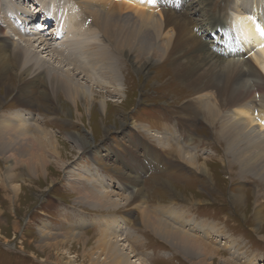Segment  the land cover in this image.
I'll return each instance as SVG.
<instances>
[{
	"label": "rangeland",
	"instance_id": "374dc122",
	"mask_svg": "<svg viewBox=\"0 0 264 264\" xmlns=\"http://www.w3.org/2000/svg\"><path fill=\"white\" fill-rule=\"evenodd\" d=\"M232 1L208 0L207 5L198 1L193 18L205 23L203 9L207 8V15L215 18ZM29 2L27 5L34 4ZM154 2L157 11H162L164 5ZM11 6L10 0L3 1L5 12ZM33 10L29 6V13ZM49 28L38 32L44 30L46 35L53 31ZM203 31V39L223 46L220 33ZM237 49L235 53L245 62L240 47ZM121 59L120 78L125 84L122 83V93L112 95L94 85L93 100L87 106L84 99L75 105L61 92L54 94L44 86L42 78L34 81L21 76L19 80L15 74L22 69L20 64L10 62L5 65L9 70L2 71L4 75L0 73V115L13 118L16 111L29 114L56 140L55 149L43 154L46 163L40 173H30L18 165L11 184L6 180V161L0 153V264H111L107 247H116V239L129 245L144 264H223L224 260L232 264H264V182L251 174L239 176L237 164L228 163L222 144L214 140V131L192 101L194 89L174 76L169 61L156 63L139 74L125 58ZM19 91H27L29 105L20 107ZM101 104L106 106L105 112ZM135 123L156 129L158 134L163 133L159 127L168 124L172 127L168 133L181 143L157 146L145 131L132 128ZM39 137L37 131L31 132L28 144L34 145ZM71 138H78L84 149L76 148ZM182 145L197 156L199 165L208 166V175L178 160L176 152ZM72 170L81 173L82 178L91 177L85 184L93 177H102L98 187L114 192L115 198H124L125 190L129 194L138 188L142 199H133L117 209L89 206L64 182V173ZM108 184L111 186L104 188ZM233 195L242 196L236 205ZM183 198H191L192 204L201 203L190 205ZM257 209L261 212L255 215ZM143 211L151 216L157 213L156 219L170 225L174 217L180 216L182 223L206 221L212 231H218L217 237L210 232L207 234L212 238L206 239L212 242L208 245H212L215 255L209 253L199 260L195 255L182 254L142 224ZM115 217L119 220L117 227H122L116 229L112 223L106 228L105 224ZM178 228L184 233L190 229L183 225ZM207 234L199 235L204 238Z\"/></svg>",
	"mask_w": 264,
	"mask_h": 264
},
{
	"label": "bare ground",
	"instance_id": "6f19581e",
	"mask_svg": "<svg viewBox=\"0 0 264 264\" xmlns=\"http://www.w3.org/2000/svg\"><path fill=\"white\" fill-rule=\"evenodd\" d=\"M3 1L0 0V60L4 63H0V73L9 70L5 65L10 62L15 66L20 64L23 67L15 74L19 80L21 76L34 81L42 78L44 86L54 94L61 92L75 105L79 99H84L87 106L93 100L94 85L112 95L122 93L121 57L139 74L167 60L174 76L194 89L192 101L202 112L203 121L214 131V140L222 144L223 153L230 159L228 163L237 164L239 176L251 174L264 182V47H261L264 45V0H234L223 14H212L215 18L207 15V8L203 9L205 23L195 20L193 11L195 3L207 5L208 0H158L159 6L164 5L160 12L156 2L149 0H66V3L62 2L64 0H30L33 6L27 5L29 0H10L13 6L8 12L2 8ZM29 6L35 9V18H32L34 13H29ZM15 12L24 15V31L11 20ZM46 26H50L49 30L52 27L53 31H45L46 35L38 32ZM203 30L220 33L226 49L215 40L203 39ZM239 46L245 62L239 53H235ZM141 57L144 58L140 60ZM65 67L68 68L65 70ZM249 81H252L250 85ZM18 100L20 107L29 105L27 91L20 94ZM105 108L101 104L102 112ZM137 127L151 136L157 146L172 147L181 143L175 135L168 133L172 128L168 124L159 127L163 130L160 134L144 124L132 125L133 129ZM34 131L40 137L38 141L34 140V145L28 144V136ZM71 139L76 148H83L78 138ZM55 143L56 140L31 115L19 111L13 113V118L0 115V153L6 161V180L10 184L18 165H23L30 173H40L46 163L43 154L48 149H55ZM186 148L189 149L185 145L178 146V160L192 167L191 170L197 169L208 175V166L199 165L197 156ZM65 165L61 167L64 169ZM75 170L64 173V182L89 206L116 208L133 199L136 202L142 199V190L138 188L129 194L125 190L127 196L124 198H115L114 192L98 187L102 177H93L92 182L85 184L91 177L82 178ZM0 180L3 179L0 177ZM240 199L242 196L233 197L235 205ZM190 201L191 198H183L184 203ZM192 203L188 204L201 202ZM259 212L261 210L257 209L255 215ZM141 215L147 229L182 254L195 255L199 260L209 253L215 255L212 245H208L212 242L206 239L212 238L207 233L215 232L217 237L218 231H212L206 221L182 223L179 215L170 225L156 219L159 218L155 217L157 213L153 217L143 211ZM118 221L113 218L105 224L106 228L112 223L119 224ZM179 225L190 229L184 233L179 230ZM121 227L116 225V229ZM199 234L207 235L203 238ZM114 243H117L116 247L112 244L107 247L111 264H144L123 240L116 239ZM223 264L232 263L224 260Z\"/></svg>",
	"mask_w": 264,
	"mask_h": 264
},
{
	"label": "snow or ice",
	"instance_id": "6c2138e0",
	"mask_svg": "<svg viewBox=\"0 0 264 264\" xmlns=\"http://www.w3.org/2000/svg\"><path fill=\"white\" fill-rule=\"evenodd\" d=\"M149 2H154V0H149ZM261 47H264V45H262Z\"/></svg>",
	"mask_w": 264,
	"mask_h": 264
}]
</instances>
